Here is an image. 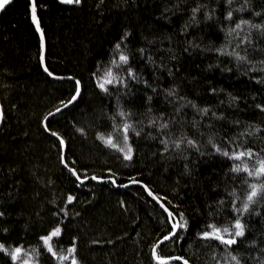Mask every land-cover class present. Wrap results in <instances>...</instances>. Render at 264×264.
Returning a JSON list of instances; mask_svg holds the SVG:
<instances>
[{
    "label": "trees",
    "instance_id": "obj_1",
    "mask_svg": "<svg viewBox=\"0 0 264 264\" xmlns=\"http://www.w3.org/2000/svg\"><path fill=\"white\" fill-rule=\"evenodd\" d=\"M191 2L197 4L198 13H206L208 19L216 18L217 23L224 19L217 10L238 18L241 46L250 45L263 58L250 60L245 72L232 57L216 55L217 50H225L239 59L242 53L213 34L217 28L212 29L204 15L200 20L204 26L198 29L208 28L202 31L210 33V40L197 38L196 27L189 24L183 29L185 40L173 41L172 32L167 29L168 38L163 39L153 25L160 17L166 21L171 0H81L79 4L35 0L36 18L47 41L65 42L57 60L73 61L78 69L71 72L81 70L84 85L98 82L102 77L95 52H103L109 61L120 36H133L142 29L143 33L151 31L150 34L157 36L153 44L156 52L146 51L150 54H146L147 64L136 67L140 72L133 74L131 66L133 53L142 52L135 46H130L128 64L116 68L127 70L131 75L128 79L134 81L130 84L137 86L123 94L125 104L130 109L136 108L143 121L144 118L160 121L163 116L171 120L178 117L179 107L186 106L198 129L193 134L202 144L196 147L201 153L209 154L210 142L222 149L229 144L248 143L245 150L252 153L250 158L264 161V46L263 50L256 46L251 34L256 32L264 39V0ZM247 6L263 15L254 28L248 22L252 13L246 12L243 17V7ZM31 12L32 0H11L0 14V69L7 73L0 81L5 116L0 127V242L10 245L37 242L29 250L21 247L34 256L37 264H61L58 257L68 254L67 250L73 246L77 264H154L153 247L174 231L173 223L140 185L121 188L115 182L100 184L84 180L91 174L102 176L107 170L117 182L135 176L173 212L179 223L187 221L186 228L160 244L157 250L161 254L183 257L190 264L211 262L215 253L205 244L202 234L211 230L209 225L213 221L225 219L231 207L230 196L246 188V177L236 176L237 181L232 183L233 177L225 178L222 169L213 168L203 156H193L192 152L169 151L166 156L161 155V150L150 144V134L137 142L131 162L107 154L108 149L92 137L97 128H105L113 118L112 105L104 106L90 98L88 91L63 115L66 119L55 123L56 131L69 141L68 161L74 162L77 171V176L65 174L59 141L40 127V120L55 106L42 102L55 90L37 82L29 88L24 81H11L14 74L9 75L13 71L26 72L23 64L32 58V52L26 53V43L32 51L37 48L39 35ZM96 33L104 37L99 39ZM113 61L116 63L115 58ZM113 61L106 71L111 69L116 78L125 77L113 69ZM177 88L179 91H175ZM159 89L167 109L153 100ZM56 99L60 101L59 96ZM202 107L208 109L207 113ZM218 107L220 111H216ZM170 133L169 141L186 138H180L174 131ZM246 133L253 136H245ZM87 135L90 137L84 139ZM4 139L8 141L2 147ZM216 139H222L223 143H215ZM166 157L171 160L168 162ZM247 167L255 171L260 165ZM252 177L258 186L255 200L264 194L260 188L264 185V174ZM69 195L73 198L71 202ZM261 201V218L251 219L248 235L237 237L232 245L209 238L225 250L215 264H222L228 256H235L239 264H264V196ZM180 214L184 220H180ZM57 227L61 233L52 240L54 256L41 238ZM12 250H0V264H21L9 255Z\"/></svg>",
    "mask_w": 264,
    "mask_h": 264
},
{
    "label": "bare ground",
    "instance_id": "obj_2",
    "mask_svg": "<svg viewBox=\"0 0 264 264\" xmlns=\"http://www.w3.org/2000/svg\"><path fill=\"white\" fill-rule=\"evenodd\" d=\"M191 0L188 1H183V0H171L170 3V9L168 11V14L165 17V20L163 18H158L154 21L153 27L159 30V34L163 37V39L168 38V36L165 34L166 29L170 32H172V37L173 41L175 42H181L183 41V38L185 40L186 38V33H183V29L188 27V24L190 26H195L196 27V32L195 35L197 38L204 39L205 41L210 40V33H203L202 30H206L208 28H201L203 27L204 24L200 22L201 17L204 15L205 18L208 20L210 23L209 26H213L212 29L217 28L213 34H217V36H220V39L222 42L229 43L232 45L236 50H239L242 53L241 57H245V59H238L232 55H230V52H227L225 50L223 51H216L213 52L216 55L220 57H232L235 61V63L240 64V68L243 69L245 72L247 70V65L249 64L250 60H253L254 62L256 59H259L260 57L263 58V55L255 51L251 48L250 45H247L246 47L241 46L239 40L240 35H242L241 31L239 33V30L237 28V23H238V18L233 19L232 17L229 18V13H224L222 10H217L218 13L221 17L224 19L220 22L217 23L216 18H209L206 13L202 14L201 11L198 13L197 12V7L195 3L191 2ZM210 3V0H208ZM218 2L223 3L224 0H217ZM227 1V0H226ZM227 3V2H226ZM6 7V6H5ZM243 17L246 12L252 13L249 19V24L252 28H254V23H258L261 21L263 15L262 13H257L254 12L252 9H249L250 7H243ZM5 9V8H4ZM3 9V10H4ZM3 10H0V14L3 12ZM228 14V15H227ZM227 15V16H226ZM33 20V18H32ZM34 23V22H33ZM170 23V24H169ZM217 23V24H216ZM222 24V25H221ZM226 27H228V30H226ZM41 30V29H40ZM210 31V30H209ZM43 33V31L41 30ZM151 31H145L143 33V29L139 30L137 33H133L132 35L128 34H123L120 36L118 39V44L120 45V48L117 49L116 47L113 48V55L110 57L109 61L105 54L103 52H95L94 53V59L100 63L97 67L101 70V75L103 76L104 73L106 72L108 64H110L114 58L116 60V63L113 64V69L118 71L119 73H123L125 77L117 78L119 81L113 82L112 84H105V87L108 89L107 91L102 90L98 86V82H92L90 81L89 84L84 85L82 83V71L79 70L78 73H72V69H78L76 64H73V61L70 60H65L64 61H59L57 60L61 54H62V48L65 47V42L63 41H55L56 44L59 45V47L54 43V42H48L47 39L45 38V35L43 33V41L41 40V35L37 31L39 35V40L37 43V48L35 51H32L31 46L26 43V53L27 52H32V58L30 60H26L24 62V67L26 69V72L24 73H19L17 71H13L12 73H9V75H13L10 77L11 81H24L25 84L28 85L29 88H32L36 82L39 83L40 85H47L48 87H53L55 90L54 94H50L46 100L42 102V105H46L48 102L55 104L53 109L46 114L40 121L41 123V129L43 132L46 134L54 137L57 139L60 143V162L62 167L64 168V173L68 174L69 176H77V171L75 170L76 168L74 167V162H69L68 161V155L67 153L69 152V141L67 140L66 136L62 135L58 131H56L55 123L58 121L64 120L67 118V116H63L66 112H70L71 106L81 97V95H84L86 91H88L89 97L95 99L98 102H102L104 106H110L112 105V111L111 115L113 118H110L109 121L107 122L105 128H97L98 131L95 132L94 136L92 137L94 141L100 143L103 147H105L107 150V154L119 158L121 161H129L131 162L135 156L136 153V145L141 138L145 137L147 134H150L149 136V141L150 144H154L153 147L159 148L161 150V155L166 156V152L171 151L173 152H178L180 150L192 152L195 155L193 156H203L202 158L207 161L208 164H210L213 168L216 166L222 169L223 175L226 176L229 175V177H233L231 182H236V176H245L246 177V188L239 189V191L234 195L230 196L231 199V207L228 209V212L225 216V219H219L213 221L212 225H215L216 227H222L220 228L223 230L224 228H229L231 225H235V222L237 219L240 220V223L244 227V235H248V224H251L250 221L252 218H256L257 220L261 218L260 216V210L263 209L262 201L261 198H263L264 194L261 195L260 198L255 199V202H252L249 204V208L247 211H243V204L247 202V195L252 191L250 185L256 184V181L253 179L252 176L246 175L243 171L236 173L232 171V168L236 165H240L241 167L243 166H258L259 161L256 159H252L248 156H245L244 159L240 162L237 163L235 160H232L229 158V156H224L221 154V152L216 151V146L214 147L212 142L209 143V148L207 153H201L197 146H202L200 141L194 136V132L197 133L198 129L195 128V122L191 120L189 117V110L186 106H181L178 109L179 114L181 115H176L178 117H172L171 120H168L167 116H163L164 118H161V120H152L148 121L146 118H144L145 121L142 120L141 118V113L136 109H130L129 106H127L125 103L127 100L123 96V94H126L130 92L133 89H136L137 86H133L132 84L136 85V83H131L134 82L128 78L131 77V75L127 74V70L125 69H116V64H123L120 62L119 57L121 54L126 55L128 57V53L132 54V50L130 46H135L140 51L142 52H134L133 57L134 61L131 62V66L133 68V74H138L140 71L136 69L137 66H144L147 64V56L150 54L146 51H149L151 53L156 52L153 48V44L155 42V37H157L155 34L152 35L150 34ZM179 32V33H178ZM91 33V31H90ZM252 42L256 44L261 50H263L264 46V39L263 37L260 36L256 32H252ZM96 37L99 39H102L104 36L102 34L96 33ZM192 36V35H191ZM121 44L123 47H121ZM116 46V45H115ZM123 48V49H122ZM197 50H194L193 52H196ZM199 52V51H197ZM222 52L224 54H222ZM132 56V55H131ZM187 58V57H185ZM54 68L57 69H62L66 70L61 73H58L54 70ZM47 69V71H45ZM41 74H39L37 72ZM244 72V73H245ZM51 73V75L49 74ZM243 73V74H244ZM21 74V75H20ZM7 75V73L0 69V81L3 80V78ZM77 81L79 82L77 84ZM122 81V82H121ZM2 84V83H0ZM20 86V84H18ZM175 91H179L177 88ZM77 92H79V95H77ZM160 89L159 91L157 90L155 92V95L153 97V100L158 103V105H162L163 108L167 109L168 105L164 103V99L161 97L160 94ZM60 97V101L56 99L57 97ZM76 97L75 100H72L73 97ZM169 93H166L165 97L168 98ZM62 99V100H61ZM106 100H110L111 104H107ZM71 101V103H69ZM60 102H62L60 104ZM65 104H68L67 107H64ZM125 105V106H124ZM133 105V104H131ZM0 106H1V111H2V119H0V127L4 121V114H3V106L1 103L0 99ZM124 106V107H123ZM57 108L60 109L59 112H57ZM127 108V109H125ZM204 108L202 107L201 110ZM213 109V107H212ZM220 107L216 109V111H220ZM123 112L124 115L121 116L120 113ZM52 113L53 115H49ZM140 121V122H139ZM128 124L131 125V127L128 129L127 132V141L124 139V132H123V125ZM47 125V127H45ZM163 125H167V127H163ZM174 131L180 138L181 137H186L185 139L181 141H169V138L171 136V133ZM52 132H55L57 135H52ZM136 133H139L137 135ZM111 134L113 138V143L117 144L119 148H124L125 152L128 150L127 146H131L132 149V158L130 160L125 159L124 157V152L118 151L116 148H112L107 146L103 141L99 139L101 135H104L105 137L109 136ZM92 136V135H91ZM245 136H253L252 134L246 133ZM90 136H85L84 139L89 138ZM189 139L191 141H194L195 143L193 145H190L188 143ZM4 143L1 144L2 147L6 146V143L8 139H4ZM63 141V143H61ZM217 144H222V139H216L214 141ZM179 144V147L176 145ZM248 144V143H245ZM245 144H229L225 149L220 148L222 151L227 150L229 152V155L231 156L232 153H239V152H247L245 150ZM13 153V152H12ZM2 158V157H1ZM168 162L171 160L170 157H166ZM67 164V166H66ZM69 169H74L75 174L70 171ZM105 174L102 176H97L95 174L87 175L84 180H93L97 183L104 184V183H109V182H115L118 187L121 188H128L130 185H134L140 183V181L134 176V177H128L121 182H117L116 178L114 177V174L110 171H104ZM92 177H96V179H92ZM219 177V176H218ZM79 178V177H78ZM133 179L137 181V183H133ZM83 180V179H82ZM129 182V183H128ZM120 185V186H119ZM141 186V185H140ZM142 187V186H141ZM143 188V187H142ZM69 197H71L69 195ZM68 197V198H69ZM236 209H241V211H237ZM233 225V226H234ZM234 227H232L229 230H233ZM212 229L209 231L211 232ZM239 236H234V237H227V238H234L235 240ZM206 242L205 244L208 245V247H212L211 249L214 250L215 255L212 257L211 262L208 264H215L219 258V256L223 253H225L224 248L222 245H220L218 242L211 240V239H206L204 240ZM237 242V240H236ZM37 243V242H36ZM34 244H29L26 245L25 243L19 244H13L10 245V243H5V242H0L5 248H8L9 250L15 249L17 247H23L27 250H29L30 247H33ZM156 252L161 256L165 258H170L164 254H161L157 249ZM68 255V254H66ZM32 256V254H31ZM34 257V256H33ZM153 257L154 253H153ZM70 260L72 259L71 256L69 257ZM191 259L195 263V258L191 257ZM231 256H228L226 260L222 264H228L231 261ZM76 260V259H75ZM155 263L158 264L156 258L154 259ZM77 264V261H76ZM188 264H190L188 262ZM197 264V263H195ZM202 264V263H198Z\"/></svg>",
    "mask_w": 264,
    "mask_h": 264
},
{
    "label": "snow or ice",
    "instance_id": "obj_3",
    "mask_svg": "<svg viewBox=\"0 0 264 264\" xmlns=\"http://www.w3.org/2000/svg\"><path fill=\"white\" fill-rule=\"evenodd\" d=\"M81 2V0H61V3H65V4H79ZM11 0H0V10H3L5 8L6 5L10 4ZM229 3H231V0H229ZM36 4H35V0H32V18L34 23L36 24L37 29L39 30V20L36 18ZM229 18H231V13H229ZM242 23H247L246 21L242 22ZM240 25H237V28H239ZM41 40L43 41V33L41 32ZM116 48L119 49L120 45L117 44ZM222 54H224L222 52ZM230 55H232L233 53H229ZM239 59H245V57H239ZM119 60L121 63L123 64H128V57L126 55L121 54L119 57ZM113 63L115 64V61H113ZM116 67L119 68L120 64H116ZM45 71H47V69H45ZM51 75V73H49ZM119 82L117 80V78L113 75L111 69H108L104 75L101 77V79L98 81V86L104 90L107 91L108 89L105 87V84H112L113 82ZM79 82L77 81V84ZM77 95H79V92H77ZM75 96L72 98V100H75ZM69 103H71V101H69ZM68 104H65L64 107H67ZM57 112L60 111L59 108H57L56 110ZM205 113H207L208 109H204L203 110ZM49 115H53L52 113H50ZM121 116L124 115L123 112L120 113ZM0 119H2V112H0ZM45 127H47V125H45ZM131 127V125L128 124H124L123 125V132H124V139L125 141H127V132L128 129ZM163 127H167V125H163ZM137 135H139V133H136ZM52 135H57L55 132H52ZM99 139L101 141H103L107 146L112 147V148H116L118 151L124 152V157L125 159L130 160L132 158V149L131 146H127L128 150L125 152L124 148H119L117 144L113 143V138L111 136V134L107 137H105L104 135H101L99 137ZM61 143H63V141H61ZM188 143L190 145H193L195 142L189 140ZM177 147H179V144L176 145ZM216 151L217 152H221L222 155L224 156H229L230 159L232 160H240L242 161L244 159L245 156L251 157L252 153L251 152H239V153H232L231 156L229 155V152L227 150H221L219 147H216ZM260 167L257 168L255 171L249 169L247 166L241 167L240 165H236L232 168L233 172L239 173L241 171H244L248 174V176H261L262 174H264V161H259ZM67 166V164H66ZM70 171H72L75 174V170L74 169H69ZM92 179H96V177H92ZM133 183H137V181L135 179H133L132 181ZM146 187V186H145ZM252 191L247 195V202H245L243 204V211H247L249 208V202H255L254 201V197H256L258 195V186L256 184H252L250 185ZM260 188L264 189V185H261ZM150 196L153 195L151 193V191H149L148 193ZM233 195H235V193H233ZM154 199H158L157 197H153ZM69 202H71V200L73 199L72 197H69ZM222 203V202H221ZM161 207H164V205L162 204ZM237 211H241V209H236ZM165 211H168V209L165 207ZM169 217L171 218L173 216V214L171 212L168 213ZM180 220H184L183 214H180ZM173 229H181V228H186L187 227V221H184L183 224L179 223V222H175L172 225ZM209 227L212 229L211 232H204L202 234V237L205 239H209V238H214L219 240L221 243L225 244V245H232L234 243H236L235 239H224V236L221 234V232L223 233H230V230L228 228H224L223 230H221L220 228H217L215 225H209ZM234 229H236L235 231V236H243L244 235V227L243 225L240 223V220L237 219L235 222V225L233 226ZM61 233V229L59 227H57L56 229H54L48 236L46 237H42L41 239L43 240L45 246L47 247V250L49 252H51L54 256H56V252L53 251V246L51 241L53 240L54 237H59ZM175 231H173V233H171V235H175ZM170 239V236H165L163 239H161L156 245H154L153 247V253L154 256L158 262V264H170L171 260H180L182 261V264H188V261L185 260L183 257H170V258H165V257H161L157 252L156 249L159 248L160 244L164 243L165 240ZM0 250H3L5 252H8V249H6L2 244H0ZM68 255H63L58 257V259L63 262L64 260H68L69 257L71 256V264H76V260L74 257V253H75V247L73 246L72 248L68 249ZM9 255H11L13 260H21V264H28V261L26 259H22V256H27L26 252H22V248L21 247H17L15 249H13L11 252H9ZM232 260H236L237 264H239V261L237 260V258L235 256L232 257Z\"/></svg>",
    "mask_w": 264,
    "mask_h": 264
},
{
    "label": "rangeland",
    "instance_id": "obj_4",
    "mask_svg": "<svg viewBox=\"0 0 264 264\" xmlns=\"http://www.w3.org/2000/svg\"><path fill=\"white\" fill-rule=\"evenodd\" d=\"M31 15H32V12H31ZM236 162L240 163V160H236ZM235 231H236V229H233V230H230L231 234L223 233V232H221V234L224 236V239H226V240L227 239H234V238H227V237H234L235 236ZM51 243H52V241H51ZM52 246H53V244H52ZM22 252H26L27 253V256H22V259H26L28 261V264H37L35 258L33 256H31V254L28 251H26V250H24L22 248ZM18 260L21 261L20 259H18ZM15 262H18V261H15ZM61 264H71L70 258L68 260H64L63 262H61ZM228 264H237V262H236V260H232L231 259V261Z\"/></svg>",
    "mask_w": 264,
    "mask_h": 264
},
{
    "label": "water",
    "instance_id": "obj_5",
    "mask_svg": "<svg viewBox=\"0 0 264 264\" xmlns=\"http://www.w3.org/2000/svg\"><path fill=\"white\" fill-rule=\"evenodd\" d=\"M34 22V21H33ZM34 25H35V27H36V24L34 23ZM36 29H37V27H36ZM37 31L39 32V34L41 35V30H40V26H39V30L37 29ZM0 112H2L1 111V106H0ZM139 185H141L145 190H146V192L147 193H149V189L147 188V187H145V185L143 184V183H138ZM149 195V194H148ZM152 199L153 200H155V201H157L158 203H159V205L161 206L162 205V203L158 200V199H154L153 197H152ZM164 210H165V206L164 207H162ZM167 214L169 213V212H171L169 209H168V211H165ZM172 213V212H171ZM173 214V213H172ZM172 219H174V221L175 222H177L176 221V219H175V217H174V215L171 217ZM175 231V233H177L178 232V229H175L174 230ZM171 237H173V235H170V238ZM180 261V260H179ZM182 262V261H181Z\"/></svg>",
    "mask_w": 264,
    "mask_h": 264
}]
</instances>
